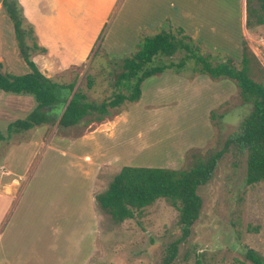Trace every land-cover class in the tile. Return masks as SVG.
<instances>
[{
	"label": "rangeland",
	"instance_id": "rangeland-1",
	"mask_svg": "<svg viewBox=\"0 0 264 264\" xmlns=\"http://www.w3.org/2000/svg\"><path fill=\"white\" fill-rule=\"evenodd\" d=\"M212 2L213 0H209L207 3V10L202 6L195 18L188 19L182 16L179 18V0H145V3L144 0H117L99 42L104 35L105 41L110 39L114 43L112 47L122 45L117 53L111 54L121 58L132 53L136 47L138 39L132 42L135 38L132 37L133 29L138 34L137 38L159 31L175 32L179 28H183V32L188 35V32L195 29L194 43L199 46L203 55H210L208 58L213 64L229 59L238 67L241 47L245 44L249 50L246 55L248 75L254 81L264 84V24L253 25L248 32L244 25L245 10L240 14L236 0H231L229 6H225L226 25L223 30L220 15L224 11L218 3ZM25 42L30 41L26 39ZM0 47L6 52V56L13 57L11 48L16 47V44L12 23L2 9ZM100 47L90 59L66 70L56 71L51 78L57 82L74 80L75 87L83 89L92 101L99 102L108 97L113 90L112 80L120 71V60L101 54ZM182 54L179 51L173 57L176 59ZM158 60L163 62L166 58L159 57ZM192 66L193 62L187 61L178 71V75L180 73L182 77L190 78ZM2 68L0 67L1 71H10L6 66ZM87 77L93 81L90 89L85 87ZM145 79L143 88L155 84L159 88H166L156 76ZM222 81L231 83L230 89L224 91L227 96L210 97L208 123L199 126L195 122L202 118L207 94L205 91L210 90L203 88V84H200L199 96H196L199 100L194 116L188 114V109L195 104V100L190 99L183 101L187 104L185 109L179 107L182 102L178 100L156 109H147L150 110L149 113L140 112L141 101L123 102L122 106L130 108L129 120L117 126L115 149H108L107 146L104 149L106 156L111 155L114 150L118 151L121 160L112 164L108 171L104 170L105 174L97 184V192L106 188L117 170V165L181 169L190 166L196 159L204 160L219 150L225 138L236 131L251 110V104L242 99L232 80L209 77V82L215 86L218 94L219 87L225 88V82ZM49 126L55 128L57 133L71 127L57 126L56 119ZM197 138L200 140L199 146L186 148L182 157H179V148ZM31 155L27 148L22 159L31 171L39 158L34 169L37 175L44 171L62 172L57 160L46 169L51 156L48 149L43 155L37 154L34 160V155L32 158ZM30 158L31 161H28ZM245 173V149L228 146L216 159L209 179L196 187L200 208L187 236L182 238L177 210L164 198H157L136 209L132 217L120 222H114L106 213H100L97 245L89 264H162L164 258L170 255L171 245H174L175 250L167 264H252L244 256L246 248L260 256L264 264V183H246ZM72 184H79V181L73 180ZM62 231L63 229H57V241ZM85 232L86 229L83 231L86 237ZM82 246L87 249L84 244Z\"/></svg>",
	"mask_w": 264,
	"mask_h": 264
},
{
	"label": "crops",
	"instance_id": "crops-1",
	"mask_svg": "<svg viewBox=\"0 0 264 264\" xmlns=\"http://www.w3.org/2000/svg\"><path fill=\"white\" fill-rule=\"evenodd\" d=\"M116 1L18 0L23 17L32 26L37 45L45 49L43 53L31 55L37 68L45 76L52 77L56 71L66 70L90 59L99 46L101 54L118 59L111 54L117 53L122 45L112 47L114 43L110 39L105 41L104 35L99 42ZM208 2L209 0H179V18H195L202 6L207 10ZM230 2L231 0L212 2L218 3L224 11L220 15L223 30L226 25L225 6H229ZM236 5L241 14L244 10V0H236ZM241 26L243 29L242 20ZM134 30L132 37L135 38L132 42L138 39ZM195 31L193 29L188 32V36L193 40ZM11 50L13 57L6 56V52L0 47L1 69L6 66L11 73L27 72L28 68L18 54L17 47ZM152 76L158 77L166 88H159L156 84L143 88L142 84L146 80L144 79L137 99L141 101V113H149L151 108L156 109L178 100L182 102L179 107L185 109L187 104L183 101L190 99L195 100V104L188 109V114L194 116L198 107L196 103L199 97L197 99L196 96H199L200 84H203V88L210 89L205 91L207 94L202 118L195 122L196 126L208 123L210 97H226L224 91L227 92L226 89L231 87V83L222 81L225 82V88L219 87L218 94L215 86L209 82V77L199 73L192 74L190 78L169 71ZM34 105L33 98L28 94L0 90V132L3 133L10 122L23 118ZM129 109L121 106L117 111L99 120L82 121L71 127L67 126L70 127L67 131L62 130L59 133L55 128H51L49 123H43L26 131L12 133L8 139H0V264L91 262L99 229L100 213L94 201L97 184L105 174L104 170L108 171L112 164L121 160L118 151L114 150L111 155L106 156L104 149H115L117 126L129 120ZM192 124L193 122L190 125ZM196 129L199 130L198 127ZM199 142L197 138L182 145L179 148V157H182L186 148L199 146ZM27 148L30 149L31 158L34 155L33 160L37 154L43 155L48 149L51 156L46 169L57 160L62 172L44 171L37 175L34 169L39 163V158L30 171L22 159ZM31 158L28 161H31ZM116 167L117 172L121 166ZM33 173L36 176L32 177ZM73 180H78L79 184L73 185ZM57 229H63L59 234V241ZM81 229H86V237ZM82 244L87 249H83Z\"/></svg>",
	"mask_w": 264,
	"mask_h": 264
},
{
	"label": "trees",
	"instance_id": "trees-1",
	"mask_svg": "<svg viewBox=\"0 0 264 264\" xmlns=\"http://www.w3.org/2000/svg\"><path fill=\"white\" fill-rule=\"evenodd\" d=\"M0 4L12 23L18 54L28 68L27 72L21 74L0 70V90L28 94L35 103L23 118L10 122L5 131L0 132V139H8L12 133L26 131L43 123H53L55 119L59 127L99 120L117 111L123 102L137 101L141 82L145 78L164 71L178 74L189 60L193 62L192 74L232 80L242 99L251 104L250 112L236 131L225 138L219 150L204 160L196 159L190 166L181 169L121 166L106 188L94 195L99 213H106L112 221L120 222L132 217L136 209L157 198H164L177 210L180 237L187 236L200 208L196 187L209 179L216 159L230 145L246 151L245 182L264 183V84L248 75L246 55L249 50L245 44L241 47L239 66L235 67L229 59L211 63L210 55H203L199 46L181 28L175 32L168 30L139 36L134 51L118 58L120 71L112 80L111 94L96 102L88 99L83 89L75 87L74 80L57 82L37 68L31 55L43 53L45 49L37 45L31 24L23 17L21 5L18 0H0ZM244 10V25L248 31L253 25L264 24V0H244ZM26 39L30 42L26 43ZM179 51L183 54L174 59L173 56ZM159 57L166 60L161 62ZM92 83L91 78L87 77L86 89H90ZM174 250V245H171L170 255L164 258L162 264L171 260ZM244 256L252 264H263L262 258L250 248L245 249Z\"/></svg>",
	"mask_w": 264,
	"mask_h": 264
}]
</instances>
